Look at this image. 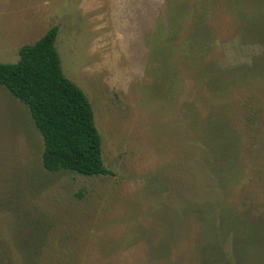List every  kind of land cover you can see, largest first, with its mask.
Wrapping results in <instances>:
<instances>
[{"label":"rangeland","instance_id":"rangeland-1","mask_svg":"<svg viewBox=\"0 0 264 264\" xmlns=\"http://www.w3.org/2000/svg\"><path fill=\"white\" fill-rule=\"evenodd\" d=\"M257 7L264 0H0V61L56 26L62 71L91 102L113 172L44 169L28 108L0 86V264H200L196 206L261 215L264 78L223 95L207 74L215 63L230 80L264 51L246 40ZM214 116L239 135L234 167L219 174L202 139Z\"/></svg>","mask_w":264,"mask_h":264},{"label":"trees","instance_id":"trees-1","mask_svg":"<svg viewBox=\"0 0 264 264\" xmlns=\"http://www.w3.org/2000/svg\"><path fill=\"white\" fill-rule=\"evenodd\" d=\"M247 8L250 9L249 6ZM256 10L257 14L247 16L246 40L264 46V28L259 27L264 19V10L261 7ZM252 25L253 28H249ZM57 32L58 28L53 26L34 43L22 45L17 61H0V86L28 108L42 136L41 162L44 169L51 172L69 170L85 176L112 174L103 163L101 136L91 102L62 71L55 46ZM244 71L246 76H243ZM229 73L230 80L222 79L221 68L215 63L210 64L207 67L209 91L226 95L229 85L236 86L247 78L251 82L254 78L250 77L257 74L264 78V51L256 55L252 64L229 68ZM225 122L224 116L208 118L202 130V139L210 152L221 160L211 168L216 174L234 167L233 158L228 159L227 154L233 155L238 150V132ZM230 178V174L217 176L219 181ZM204 204L196 206L204 225L201 232L203 244H199L200 264H264V211L261 215H252L250 208L235 212L224 207L218 212L220 206ZM216 211L220 213L217 226L213 219ZM210 215L213 216L210 218ZM228 238L231 239L230 254L225 249Z\"/></svg>","mask_w":264,"mask_h":264}]
</instances>
